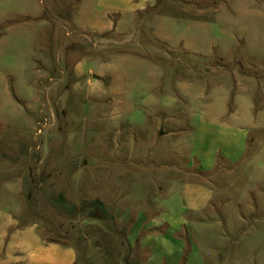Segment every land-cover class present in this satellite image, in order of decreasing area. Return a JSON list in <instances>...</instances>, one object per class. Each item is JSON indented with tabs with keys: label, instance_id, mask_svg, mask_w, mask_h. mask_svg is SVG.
<instances>
[{
	"label": "rangeland",
	"instance_id": "374dc122",
	"mask_svg": "<svg viewBox=\"0 0 264 264\" xmlns=\"http://www.w3.org/2000/svg\"><path fill=\"white\" fill-rule=\"evenodd\" d=\"M245 2L158 0L134 26L109 0H0V212L76 264H264V55L217 20ZM202 121L249 129L244 159L211 137L197 173ZM189 181L216 205L187 212Z\"/></svg>",
	"mask_w": 264,
	"mask_h": 264
},
{
	"label": "crops",
	"instance_id": "0c3cea01",
	"mask_svg": "<svg viewBox=\"0 0 264 264\" xmlns=\"http://www.w3.org/2000/svg\"><path fill=\"white\" fill-rule=\"evenodd\" d=\"M176 1L181 2V0ZM247 1L250 3L245 2V4L237 6V8L232 9V12L222 10L217 16V20L223 25L222 32L229 37L230 41L239 42L245 48L252 51L256 50L264 55V7L254 6L250 0ZM157 2L158 0H109L108 9L111 10H107L106 15L108 18L114 16V24H116L117 15L125 13L127 16L132 17V24L136 26L140 15L150 8H154ZM182 3L185 2L182 1ZM105 5L104 7H107ZM117 8H121V11ZM215 9L216 7L213 6V10ZM92 28L94 29V26ZM110 28L111 26H105L108 32L115 30H109ZM123 35L129 36L130 34ZM248 109L251 110L252 108H247L243 118L238 111L233 113L231 115L232 121L242 120V122H245ZM224 117V114H220L216 120L221 121ZM218 121L200 122V144L204 149L200 154L193 156L198 165L197 173L211 175L215 172L217 156L212 150H207V147H205L211 137H217L222 144L223 153L221 158L225 161L226 165L224 166L239 163L246 156L249 129L218 125ZM182 190L186 202H184L183 207L191 215L204 213L209 211L210 206L216 205L212 198V191L207 189L204 183L189 181ZM167 215L168 219H173V216ZM174 221V224L170 225L172 231H178L181 226L186 224L185 219L182 217ZM160 225L163 224L160 223ZM159 236L158 240L162 243L165 242V239L161 235ZM148 239L150 238L146 240ZM76 261L77 254L74 247L57 239L46 237L44 233L38 231L36 226H23L17 218L0 212V264H76Z\"/></svg>",
	"mask_w": 264,
	"mask_h": 264
},
{
	"label": "trees",
	"instance_id": "16d2710c",
	"mask_svg": "<svg viewBox=\"0 0 264 264\" xmlns=\"http://www.w3.org/2000/svg\"><path fill=\"white\" fill-rule=\"evenodd\" d=\"M215 7H217V4H214ZM98 205H94V212H93V218L94 220H102V215L106 212L104 209V206L102 203H97Z\"/></svg>",
	"mask_w": 264,
	"mask_h": 264
}]
</instances>
